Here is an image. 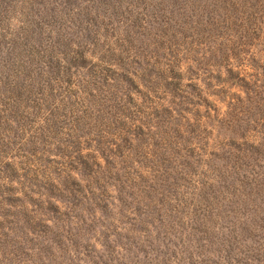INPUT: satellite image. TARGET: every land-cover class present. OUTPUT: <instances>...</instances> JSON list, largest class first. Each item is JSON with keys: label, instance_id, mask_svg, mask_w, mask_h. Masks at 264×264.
<instances>
[{"label": "rangeland", "instance_id": "rangeland-1", "mask_svg": "<svg viewBox=\"0 0 264 264\" xmlns=\"http://www.w3.org/2000/svg\"><path fill=\"white\" fill-rule=\"evenodd\" d=\"M0 264H264V0H0Z\"/></svg>", "mask_w": 264, "mask_h": 264}]
</instances>
